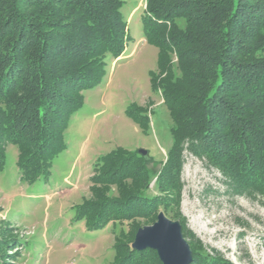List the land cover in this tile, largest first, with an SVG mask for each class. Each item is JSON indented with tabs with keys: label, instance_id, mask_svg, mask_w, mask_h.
<instances>
[{
	"label": "trees",
	"instance_id": "trees-1",
	"mask_svg": "<svg viewBox=\"0 0 264 264\" xmlns=\"http://www.w3.org/2000/svg\"><path fill=\"white\" fill-rule=\"evenodd\" d=\"M146 1L143 32L159 48L153 85L173 120V145L157 187L179 200L188 149L206 155L239 189L264 195V0ZM124 4L0 0V171L15 145L22 180L34 185L49 178L85 91L101 83L132 38ZM139 109L133 105L129 114L147 129ZM145 160L117 148L99 157L93 180L117 185L124 197L130 194L127 201L144 206L140 214L156 216L161 203L149 196L153 176ZM93 215L81 218L92 230L105 228ZM131 245L129 252H137Z\"/></svg>",
	"mask_w": 264,
	"mask_h": 264
},
{
	"label": "rangeland",
	"instance_id": "rangeland-1",
	"mask_svg": "<svg viewBox=\"0 0 264 264\" xmlns=\"http://www.w3.org/2000/svg\"><path fill=\"white\" fill-rule=\"evenodd\" d=\"M124 1L132 38L124 56L108 63L101 83L85 91L84 106L65 134L67 148L49 178L34 185L22 180L18 147L7 150V168L0 171V264H163L156 250L126 248L160 212L181 222L193 252L191 264H264L263 194L239 189L206 155L188 149L179 200L157 187L173 145V120L153 85L152 73H160L159 48L143 32L147 1ZM133 105L147 115L139 116L147 120V129L130 116ZM117 148L148 151L145 165L153 176L148 193L161 203L156 216L140 214L144 206L133 204L134 198L127 201L130 194L124 197L117 185L108 188L93 180L99 157ZM84 214L107 222L105 228L92 230Z\"/></svg>",
	"mask_w": 264,
	"mask_h": 264
},
{
	"label": "water",
	"instance_id": "water-1",
	"mask_svg": "<svg viewBox=\"0 0 264 264\" xmlns=\"http://www.w3.org/2000/svg\"><path fill=\"white\" fill-rule=\"evenodd\" d=\"M139 153L148 155L145 149ZM132 247L137 250H156L163 264H191L193 261V252L184 236L181 222L170 219L164 212L159 213L152 225L137 231Z\"/></svg>",
	"mask_w": 264,
	"mask_h": 264
}]
</instances>
